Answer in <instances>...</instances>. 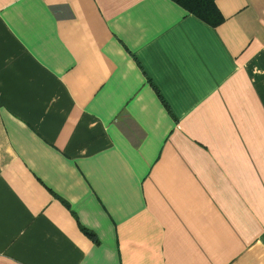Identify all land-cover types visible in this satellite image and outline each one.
<instances>
[{
  "label": "crops",
  "instance_id": "crops-1",
  "mask_svg": "<svg viewBox=\"0 0 264 264\" xmlns=\"http://www.w3.org/2000/svg\"><path fill=\"white\" fill-rule=\"evenodd\" d=\"M0 0V264H264V0Z\"/></svg>",
  "mask_w": 264,
  "mask_h": 264
},
{
  "label": "trees",
  "instance_id": "trees-1",
  "mask_svg": "<svg viewBox=\"0 0 264 264\" xmlns=\"http://www.w3.org/2000/svg\"><path fill=\"white\" fill-rule=\"evenodd\" d=\"M189 12L198 16L211 25L219 24L223 16L219 11L216 0H173Z\"/></svg>",
  "mask_w": 264,
  "mask_h": 264
}]
</instances>
